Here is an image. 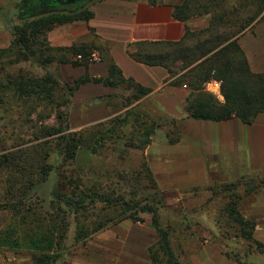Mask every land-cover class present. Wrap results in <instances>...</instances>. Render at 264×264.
Segmentation results:
<instances>
[{"label":"rangeland","instance_id":"1","mask_svg":"<svg viewBox=\"0 0 264 264\" xmlns=\"http://www.w3.org/2000/svg\"><path fill=\"white\" fill-rule=\"evenodd\" d=\"M243 3L246 6V9L241 10L243 19H248L257 14V9L260 7L259 0H243ZM20 13V5L18 7L14 5L0 6V43L1 45L6 44V47L2 46L0 51L11 47L14 39L13 28L24 24V21L20 18ZM263 16L264 13L256 16L255 21L261 19L260 21L262 22ZM209 24L210 21L201 30L206 29ZM196 44L197 40H193L188 43V46L193 48ZM17 56L18 53L14 50L9 55L0 58V71L2 66L5 67V70L0 74V81L5 82L8 77L17 78L20 74L34 78L46 75V72L36 64L17 62ZM38 57L37 59H40ZM93 62L92 55L90 63ZM55 64L59 65L58 63L52 64L49 67V71L57 75L63 85L68 84L56 74ZM197 64L184 71L182 70V63L174 65L175 73L172 76L174 80L172 85L179 88L183 87L187 92V97L182 107L187 114L186 119H191L186 109V102L192 91L190 87L191 80L188 79L187 72ZM203 88L205 90V84ZM150 94L145 97H139L134 89L123 84L117 88V93L114 96L106 99L105 104H102V108L107 110V112L103 109H97L94 104H75L73 98H71L70 104L66 108H62L61 111L69 115L71 132L91 130L94 126L108 123L115 118H123L129 111L133 113V116H144L141 122H144L146 129L154 128L155 135L151 138L150 145L156 143L157 146L175 147L182 144L186 138V119L170 117L156 106L153 99L150 98ZM1 97L4 99V104H0V237L8 233L11 235L12 243L14 245L18 243V245L14 249L9 248L11 244L7 246L0 245V256H21L25 259L24 264H41L33 259V255L37 251L34 249L32 241L43 239L41 237L47 234L51 228V230L58 229L55 232L56 236L58 238L62 237L63 241L60 242L56 239V245L50 251L46 248L47 243L42 245L44 251L38 250L39 252L37 253L41 256V259H44L45 256L49 257V262L44 264H70L75 261L73 258L77 257L88 259L86 261L88 263L94 262V258L99 259L95 256L96 247H94V242L101 233L83 236V238H79V234L82 230L87 231L88 229L91 231L94 221L99 219L96 212H101L104 206L101 204L97 205L96 211L90 207L89 213L79 214L78 218H75L73 214L59 212L64 208L61 202L59 203L56 200L57 195L69 196L73 192H77V188H83V185L88 188L98 186L105 190L124 188L130 193L137 191L140 194L141 190L135 189L139 186L136 182L137 178L142 183V186H148V189L142 191L143 195L153 197L159 194V199H162L164 208L160 210L161 226L163 229L170 231V242L181 264H193L192 256H196L201 245L207 241L222 254L226 255L227 253L234 258V261L239 259L242 264H250L251 258H258V255H260L258 253L249 255L251 250L248 242L235 239L237 227L232 229V226L230 228L224 226L223 233L228 231L230 234L224 239L217 225L221 218L222 210L229 205L231 198H228L229 194H220L222 187L237 184V194H243L245 193V187L242 186V183H252L251 180L240 179L233 183H212L195 186L179 185L176 181H172L169 171L163 164L156 160L154 161L151 156H146V151L149 147L141 152L139 150L126 149L124 142H116L114 140L107 141L105 146L100 148L98 155H94L87 149H81L73 163H64L62 166L58 154L57 137L49 138L46 136L48 128H58L60 126V121L57 117V106L51 105L49 102L35 96L21 98L15 94L13 88L3 89ZM66 98L64 89H58L56 103H63ZM104 115H108L109 118H96ZM130 119V124L126 129L127 132L132 131L135 118L131 116ZM43 149L53 152L47 162L54 169L50 176L46 177L47 180L45 182H41L34 189L30 185L27 186L26 196L23 193V196L19 197L18 195L25 191L23 185L27 182V176L24 177L21 172L14 168L3 166L4 158L10 154L23 152L25 157V160L24 158L22 160L23 165L27 163L30 166L32 158L31 156L27 157V155L35 151L37 163L40 165L45 153L41 152ZM170 160V158L163 159L164 162ZM146 168L151 171L156 185L150 181L146 172L148 169ZM142 171H144L142 177L134 174ZM40 176L36 171L34 180L36 179L37 182ZM12 177L15 178V180H12L16 182L15 184L12 181L9 182ZM253 181L255 184L261 183V181ZM10 186H13L15 191H17L16 189H20V191L9 194ZM213 189L216 192L215 196ZM208 190L212 192L213 198L200 197L202 204L198 209L192 210V206H188L186 196L193 194L200 196ZM183 197H185L184 200ZM246 197L248 195L244 198ZM179 198L182 199L177 200ZM241 203L242 201L240 202V207ZM62 214H66V222L62 220L64 218ZM108 216L111 218L115 217L112 211L108 212ZM139 217L142 219L140 222L125 220L112 224L103 231L106 232L112 226L118 224L129 225L127 227L135 225L146 236L155 238L154 244H156L158 233L153 226L152 215L140 214ZM223 220L221 221L223 222ZM212 223L215 225L216 230L209 232L207 228ZM143 241V239L139 240L141 243ZM58 242L60 243L59 245H57Z\"/></svg>","mask_w":264,"mask_h":264},{"label":"trees","instance_id":"2","mask_svg":"<svg viewBox=\"0 0 264 264\" xmlns=\"http://www.w3.org/2000/svg\"><path fill=\"white\" fill-rule=\"evenodd\" d=\"M95 1L86 0L72 8L62 6L54 0L22 1L20 3V18L24 21V24L13 28L14 39L11 47L0 51L1 58L16 50L18 53L17 62L36 64L46 72V75L40 78L25 77L20 74L17 78L8 77L5 82L0 81V104H4V99L1 97L3 89L13 88L15 94L21 98L35 96L49 102L51 105H56L60 126L58 128H48L46 136L49 138L57 137L58 154L62 166L64 163H73L81 149H87L94 155H98L100 148H103L106 142L111 140L124 142L126 149L143 152L150 146L151 138L155 135L154 128L146 129L144 122H141L143 115L136 117L129 111L125 117H118L108 123L94 126L91 130L71 132L69 115L61 111L62 108H66L70 104L74 92L82 85L88 83L104 84L115 89L123 84L128 85L137 92L139 97H145L152 93L150 89L138 85L133 80L126 79L122 71L114 63H109L110 76L107 79H92L89 75H86L75 81V85H63L60 78L49 71V67L54 63L89 68L94 46L80 45L56 49L50 45L47 35L59 26L89 22L94 17L90 10V5ZM259 1L260 7L257 9V14L248 19H243L241 15V10L246 9L243 0H238V2H235V0H186L182 6L176 9V17L181 21L185 22L204 14L210 15V24L206 29L199 32H189L182 43L167 45L168 55L153 57L150 59L153 61H147L146 63L153 66L165 64L164 67L169 70L171 77L175 73L174 65L182 63V70L184 71L199 63L187 72L188 79L191 80L190 87L192 90L186 102V109L190 118L197 121L215 123L239 119L245 125L250 126L254 124L260 114H264V73H254L251 70L247 56L238 42V36L250 28L256 16L264 13V1ZM262 22H264V16ZM193 40H197V44L191 48L188 43ZM37 56L40 59H37ZM78 56H81L82 59L78 60ZM103 57L104 60H107L104 54ZM4 70L5 67L2 66L0 74ZM212 80L224 81L222 88L224 102L205 92L204 84ZM60 88L64 89L67 98L63 103H56L57 90ZM131 116L135 119L132 131L127 132L126 129L130 124ZM41 152L45 153L40 165L37 163L35 151L27 155V157L31 156L32 158L30 166L27 163L23 165V158L25 160L23 152L10 154L4 158L3 166L14 168L21 172L24 177L27 176V182L23 185L25 191L19 194V197L23 193L26 196L27 186L30 185L34 189L41 182H45L47 180L46 177H49L54 169L47 162L53 152L47 149H43ZM36 171L41 175L37 182L36 179L34 180ZM146 172L150 181L156 185L151 171L148 169ZM143 173L144 171L135 172L134 174L142 177ZM12 180H15V178L12 177L9 182ZM136 182L139 186L135 189H140V194L137 191L130 193L124 188L105 190L98 186L88 188L83 185V188H77V192L75 191L69 196L57 195L56 200L59 203L61 202L64 208L59 212H67L78 218L79 214L89 213L90 207L96 211L97 205L101 204L104 206L101 212H96L99 219L94 221L91 231L88 229L87 231L82 230L79 238L98 234L108 228V226L125 220L140 222L142 221L139 217L140 214H150L152 215L153 226L158 233L156 244L149 248L152 263L181 264L172 248L170 231L163 229L161 226L160 210L164 208L162 199H159V194L153 197L143 195L142 191L148 189V186H142L138 178ZM12 183L15 184L16 182L12 181ZM263 184L264 181L260 184L242 183V186L245 187V193L243 194H237V184L222 187L220 192V194H229L228 198L231 197L229 205L222 210L221 218L217 223L220 228V234L226 239L230 234L228 231L223 233L224 226L227 228L232 226V229L237 227L235 239L248 242L251 250L249 255L254 253L264 255V245L256 240V223L243 216L240 202L249 193L259 191ZM16 190L13 186H10L9 194L20 191V189ZM213 193L215 196V189H213ZM110 211L115 215L114 218L108 216ZM65 217L66 214L62 218L64 222H66ZM84 218L87 219L86 216ZM57 230H51L50 228L48 233L41 237L43 239L32 241L34 249L37 252H39L38 250L44 251L42 245L47 243L46 248L50 251V249L55 247L56 239L62 242V237L58 238L56 236L55 232ZM8 244H11L9 248L12 249L18 245V243L14 245L11 241V235L6 233L3 237H0V245L7 246ZM59 244L58 242L57 245ZM37 252L33 255L35 261L41 264L49 262V257L45 256L44 259H41ZM226 255L234 259L231 255L227 253ZM236 262L242 264L239 259ZM250 264H253V262H250Z\"/></svg>","mask_w":264,"mask_h":264},{"label":"crops","instance_id":"3","mask_svg":"<svg viewBox=\"0 0 264 264\" xmlns=\"http://www.w3.org/2000/svg\"><path fill=\"white\" fill-rule=\"evenodd\" d=\"M22 1L0 0V6L18 7ZM185 1L96 0L90 5L94 17L89 22L59 26L47 35L50 45L56 49L94 46V62L89 68L55 64L56 74L69 85H75V81L86 75L92 79H107L110 76L109 63H114L126 79L150 89V98L163 112L173 118L186 119L187 114L182 107L187 92L183 87L172 85L174 80L165 64L153 66L146 63L153 61L150 60L153 57L168 55L167 45L182 43L189 32H199L210 21V15L204 14L185 22L179 20L176 9ZM260 20L254 21L240 34L238 42L251 70L263 74L264 22ZM2 46L6 47V44L0 43V48ZM80 57L77 59L81 60ZM116 93L117 89L104 84L88 83L75 91L72 98L75 104H94L97 109L107 112L102 104ZM186 123V138L182 144L167 147L155 143L146 151V156L166 167L172 181L193 186L233 183L240 179H248L252 183H255L253 180L264 181V114H260L250 126L239 119L215 123L191 118L186 119ZM167 158L171 160L164 162L163 159ZM200 197L210 199L213 194L208 190L200 196L187 195L186 200L192 210L202 204ZM241 213L256 223L255 238L264 245V184L259 191L249 193L242 200ZM127 226L118 224L100 232L94 242L95 256L99 259L94 258V262L88 263V259L77 257L70 264H153L148 251L155 238L146 236L135 225ZM215 230L213 223L207 228L209 232ZM138 239H143V243ZM24 260L21 256H0V264H24ZM250 260L253 264H264V255ZM192 263L240 264L216 250L208 241L201 245L196 256H192Z\"/></svg>","mask_w":264,"mask_h":264},{"label":"built area","instance_id":"4","mask_svg":"<svg viewBox=\"0 0 264 264\" xmlns=\"http://www.w3.org/2000/svg\"><path fill=\"white\" fill-rule=\"evenodd\" d=\"M79 59H81V57ZM94 59L95 58L93 56V60ZM223 85H224V81L212 80L205 84V91L206 93L217 98L219 101L224 102L225 99L222 92Z\"/></svg>","mask_w":264,"mask_h":264},{"label":"water","instance_id":"5","mask_svg":"<svg viewBox=\"0 0 264 264\" xmlns=\"http://www.w3.org/2000/svg\"><path fill=\"white\" fill-rule=\"evenodd\" d=\"M54 1L59 2L62 6L72 8V7H75L81 4L83 1H86V0H54Z\"/></svg>","mask_w":264,"mask_h":264}]
</instances>
